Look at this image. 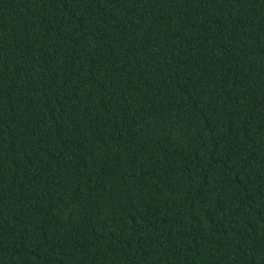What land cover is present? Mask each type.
<instances>
[{"label": "trees", "instance_id": "obj_1", "mask_svg": "<svg viewBox=\"0 0 264 264\" xmlns=\"http://www.w3.org/2000/svg\"><path fill=\"white\" fill-rule=\"evenodd\" d=\"M0 264H264V0H0Z\"/></svg>", "mask_w": 264, "mask_h": 264}]
</instances>
